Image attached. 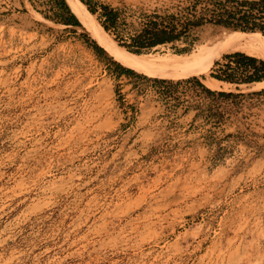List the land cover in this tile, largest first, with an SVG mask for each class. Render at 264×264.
<instances>
[{
	"label": "rangeland",
	"instance_id": "374dc122",
	"mask_svg": "<svg viewBox=\"0 0 264 264\" xmlns=\"http://www.w3.org/2000/svg\"><path fill=\"white\" fill-rule=\"evenodd\" d=\"M89 1L121 9L129 29L192 3ZM68 17L59 0H0V264H264V92L252 93L264 81H220L209 88L235 95L219 97L192 80L208 87L227 53L264 59V35L231 48V29L192 31L187 52L142 54L225 47L150 72L95 51Z\"/></svg>",
	"mask_w": 264,
	"mask_h": 264
},
{
	"label": "trees",
	"instance_id": "16d2710c",
	"mask_svg": "<svg viewBox=\"0 0 264 264\" xmlns=\"http://www.w3.org/2000/svg\"><path fill=\"white\" fill-rule=\"evenodd\" d=\"M87 6L91 13L97 14V19L102 28L127 51L144 53L158 45L171 44L176 52H187L198 36H192V31L205 27L228 28L242 32H259L264 35V0H192L188 6L163 14L153 10L150 14L143 15V21L137 27L132 26L122 15L121 9L100 4L99 10L90 5L89 0H80ZM60 4L69 13L65 21L80 24L77 17L70 11L65 0ZM176 43H183L177 47ZM93 48L98 53L104 54L105 49L95 42ZM264 53V50H263ZM117 67V75L121 73L134 74L135 72L113 61ZM210 75L216 80L229 84H249L264 80V59L242 51L227 53L223 61H216ZM157 82H167L165 79L154 78ZM192 80L208 95L231 97L233 92L213 90L206 87L197 78ZM264 92V88L252 93Z\"/></svg>",
	"mask_w": 264,
	"mask_h": 264
},
{
	"label": "bare ground",
	"instance_id": "6f19581e",
	"mask_svg": "<svg viewBox=\"0 0 264 264\" xmlns=\"http://www.w3.org/2000/svg\"><path fill=\"white\" fill-rule=\"evenodd\" d=\"M66 1L69 4L72 11L75 13V15L85 25V28L88 31V33L91 34L92 38H94L100 44L101 47L103 46L108 51V53H110L115 59L121 61L124 64H127L128 66H132L138 70H144L150 72L176 70L186 65L192 64L193 62L203 61L208 55L217 52L222 47H225V45L222 44H216L212 48L210 47L206 48L205 46H202L201 49H199L200 51L197 52L196 54L189 52L190 54L186 53L187 55L185 56L182 55H174V57L170 56L171 58L169 59L161 58V57L154 58L153 55L150 57V55L146 56V54H142V53L141 54L130 53L126 51L123 47L117 46L116 44H113L108 40V38L102 33L101 29L95 24V22L92 20L88 12L83 8L82 4L78 0H66ZM255 37L256 36L252 33L249 34L241 31L232 30L225 37L226 38L225 40L227 42L225 41L223 43H227V45L230 46L231 48H238L239 46L240 47L250 46L251 40L254 39ZM248 50L249 51L247 53L251 55H255V56L262 55L260 54L258 48L256 49L255 47H253L251 49L249 48ZM205 53L206 55L203 56V54ZM219 82L220 81L216 79H209L206 82V84L208 87L217 88ZM257 83H259V81Z\"/></svg>",
	"mask_w": 264,
	"mask_h": 264
},
{
	"label": "crops",
	"instance_id": "0c3cea01",
	"mask_svg": "<svg viewBox=\"0 0 264 264\" xmlns=\"http://www.w3.org/2000/svg\"><path fill=\"white\" fill-rule=\"evenodd\" d=\"M186 102H188V101H186Z\"/></svg>",
	"mask_w": 264,
	"mask_h": 264
}]
</instances>
